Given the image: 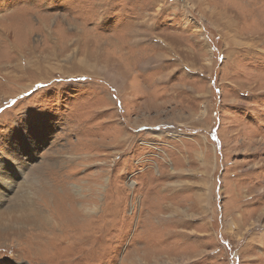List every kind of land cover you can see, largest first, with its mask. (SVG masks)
<instances>
[{
  "label": "rangeland",
  "instance_id": "obj_1",
  "mask_svg": "<svg viewBox=\"0 0 264 264\" xmlns=\"http://www.w3.org/2000/svg\"><path fill=\"white\" fill-rule=\"evenodd\" d=\"M1 194L0 264H264V0H0Z\"/></svg>",
  "mask_w": 264,
  "mask_h": 264
},
{
  "label": "bare ground",
  "instance_id": "obj_2",
  "mask_svg": "<svg viewBox=\"0 0 264 264\" xmlns=\"http://www.w3.org/2000/svg\"><path fill=\"white\" fill-rule=\"evenodd\" d=\"M9 178H4L2 181H1V183H4V185L2 186L3 188L2 189H4V192L5 191H8L9 190V188H11L10 187V185H8V182H7V180H8ZM61 179H63V178H61ZM65 181V180H64ZM6 182H7V184H6ZM66 182V181H65ZM67 183V182H66ZM47 184V183H46ZM52 184H53V182H52ZM68 186V185H67ZM66 186V187H67ZM91 186V185H90ZM55 188V187H54ZM72 188V187H71ZM92 188V187H91ZM51 190V189H50ZM61 191V190H60ZM56 192V191H55ZM54 192V193H55ZM49 193V192H48ZM52 193V192H51ZM58 193V192H57ZM45 195H46V192H45ZM0 196H3V194H1ZM53 196H54V194H53ZM67 196V195H66ZM34 200V199H33ZM59 200V199H58ZM81 200H83V199H81ZM80 201V200H79ZM85 201V200H84ZM61 202V201H60ZM85 202H87V200L85 201ZM89 202V201H88ZM40 203H42V202H40ZM39 206V205H38ZM43 207V206H42ZM48 207V206H47ZM81 207V206H80ZM85 207V206H84ZM84 207H82V208H84ZM91 208V209H90ZM90 208H88V209H85V211L87 212H85L86 214L85 215H89V214H91L92 212H94L95 210H97V206H93V207H90ZM15 210H16V208H12L11 206H10V208L9 207H5V208H2V210L0 211V241H4V240H6V239H9L11 236H13V235H17V234H21L22 232H21V225L23 226V225H28L29 226V224L30 225H34L35 227L38 225H41V223H38V222H45L47 225H49L48 227H51V229L53 230V229H55V226H56V224H55V222H52V223H50L51 221H50V217L48 218L47 217V215H42V216H40V214H39V217H41V220H38L39 219V217L37 218V217H35V215L34 214H28V215H26V214H24V213H22V210H18L19 212H20V214L17 216L16 214H15ZM54 212V211H53ZM48 214V213H47ZM74 214V213H73ZM81 214V213H80ZM84 214V213H83ZM57 215V214H56ZM53 216V215H52ZM51 216V217H52ZM61 216V215H60ZM54 218V217H53ZM59 224V223H58ZM59 225H57V227H58ZM31 229H33V227H31ZM43 229V228H42ZM60 229V228H59ZM45 230V229H44ZM48 230V229H47ZM50 230V229H49ZM48 230V231H49ZM62 231V230H61ZM43 233V232H42ZM79 233V232H78ZM48 235V234H47ZM46 235V236H47ZM45 236V235H44ZM76 236V235H75ZM80 237V236H79ZM78 237V238H79ZM42 240V239H41ZM74 240V239H73ZM38 242H39V239H38ZM40 242H42V241H40ZM63 244H64V242H63ZM41 245V244H40ZM65 245V244H64ZM46 247V246H45ZM53 247V246H52ZM51 248V247H50ZM48 249V248H47ZM54 249H55V247H54ZM71 249V248H70ZM74 253V252H73Z\"/></svg>",
  "mask_w": 264,
  "mask_h": 264
}]
</instances>
